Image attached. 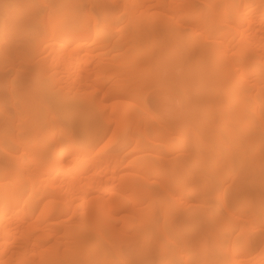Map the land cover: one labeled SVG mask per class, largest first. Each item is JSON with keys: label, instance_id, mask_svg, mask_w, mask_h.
<instances>
[{"label": "bare ground", "instance_id": "1", "mask_svg": "<svg viewBox=\"0 0 264 264\" xmlns=\"http://www.w3.org/2000/svg\"><path fill=\"white\" fill-rule=\"evenodd\" d=\"M263 5L264 0H0V40L32 42L37 57L47 51L53 54L32 63L37 78L47 81L40 90L28 88V77H35L27 71L21 92L0 95L5 131L0 133V159L9 164L7 170L0 168V264H153L154 260L158 264H264V237L257 230L233 234L219 216L206 218L195 233L175 229L177 222H171L162 224L160 235L152 239L125 226L110 237L115 218L125 209L133 212L138 225L152 223L151 215L138 212L151 206L137 210L133 197L157 195L148 186L153 184L166 191L160 184L166 176L157 173V182L143 177L153 170L147 158H161L159 154L141 155L140 162L129 161L133 167L123 172L121 152L127 147H132L130 152L160 147L165 154L187 150L184 157L193 159L201 147L171 148V136L189 125L191 130H180L178 137L209 136L219 124L213 119L222 118L181 113L169 124L168 118L143 111L145 101L164 110L176 96L188 108L201 102L203 94H209L211 102L220 94L225 107L231 97L241 103L243 116L254 105L264 104ZM123 15L130 18L117 34V19ZM6 30H12L10 36L3 33ZM149 36L153 46L136 58L117 62L114 56L104 57L120 41L130 50L146 45ZM97 49L96 55L90 54ZM81 51L88 53L78 57ZM259 58L263 62L254 66ZM142 62L156 83L144 98L143 82L126 78L124 67V63ZM111 68L119 74H107ZM195 76L204 87L191 95L187 88L192 80L197 83ZM80 91L81 97L74 95ZM7 100L22 111L16 124ZM30 115L37 119L27 122ZM251 129L246 140L259 139L257 128ZM12 132L15 136L5 137ZM109 134V144L117 142L116 150L92 155ZM259 144V159L264 162V142ZM178 156L170 161L164 156L175 174L183 171L186 162ZM249 169L246 164L244 176ZM191 178L186 174L185 179ZM138 179H144L143 185ZM172 187L184 190L185 183L173 182ZM236 192L234 199H243L246 190L241 185ZM196 195L190 187L182 198L174 197L162 206L168 209ZM258 197V205L247 204L241 210L254 208L264 225V195ZM201 203L206 207L209 199ZM233 204L223 197L218 202L228 214L240 210ZM206 213H195L194 220L210 217ZM138 239L142 247L134 252L137 257L132 251H120L122 245H135ZM188 242L191 256L184 249Z\"/></svg>", "mask_w": 264, "mask_h": 264}, {"label": "rangeland", "instance_id": "2", "mask_svg": "<svg viewBox=\"0 0 264 264\" xmlns=\"http://www.w3.org/2000/svg\"><path fill=\"white\" fill-rule=\"evenodd\" d=\"M21 1V0H17ZM130 3L131 0H127ZM199 6V4H198ZM201 6V5H200ZM219 9V8H218ZM264 10V5L261 7L260 11ZM119 16V13L116 14V17ZM27 17V16H26ZM130 18L126 15L121 16V18L117 19L118 26L116 27L117 34H119V29L124 26L126 19ZM98 27V25L96 26ZM101 30L106 31V28L102 27ZM115 30V29H114ZM115 31V33H116ZM194 32V31H193ZM3 33L5 35L10 36L12 30H6ZM264 35V34H263ZM115 38H113L112 42H110L109 47L114 43ZM32 42L23 41V40H11L4 39L0 40V73H3V77L0 78V95L3 97H8L10 91L13 92H21L22 83L26 81V72L29 71L31 74L33 73L35 78L27 79V86L31 91L35 89L40 90L45 83L47 82L44 79H39L35 75V68L32 66V63L40 60L43 56L51 57L52 51H47L42 53L40 57L33 54L32 52ZM74 45H71L67 48L65 52H68ZM152 44V37L149 36L146 45L138 46L137 48H132L127 50L126 46L122 41L116 46L113 52H106L104 57H112L114 56L117 59V62H121L125 57L128 58H136L139 53L148 51ZM140 50V51H138ZM100 50H94L90 52L92 55H96ZM105 52V51H103ZM88 53L87 51H81L80 56ZM40 58V59H39ZM138 59V58H137ZM144 58H139L141 61ZM263 62V58H259L254 66H260ZM124 67L128 69L125 77L130 79L135 77L136 81L143 82V98L148 95L151 89L153 90L155 82H152L149 78L145 69V62L132 65L129 63H124ZM107 74L118 75L119 72L115 68H111L107 71ZM102 79H105L103 77ZM195 82L192 80L190 87L187 89L191 95H196L204 86L199 84L198 79L195 76ZM109 85V84H108ZM77 97H81V91L77 94H74ZM99 95V94H98ZM74 96V97H76ZM100 96V95H99ZM217 100L210 101L209 94L201 95V102L191 105V107L183 108V101L181 99H176L174 96H171L172 104L169 108L164 110L156 109L148 100L144 102V110H147L151 115L156 116L160 119L168 118L169 124H173V122L177 119L181 113H187L188 115H200L202 113L206 115H220L221 119H213L214 122L219 123L215 124L214 127L210 130L209 136H202L201 138L190 137H178L177 133L180 130H188L190 131V125L187 128H181L178 130L176 134L171 136L172 144L171 148L177 145H186L188 147H201L200 153L194 156L193 159L184 157L185 151L182 150L177 153H169L165 154L161 151L160 147H156L155 149L144 151V152H130L132 147H127L125 150L121 152V156H124V160L122 161V171H128L133 167L134 164H129V161L135 160L137 162L141 161L140 156L144 154H159L161 158L154 159L153 157H148V165L153 168L151 172L145 173L143 176L148 181H156L154 176H157V173H160L163 176H166V179H163L160 184L165 185L166 191H163L159 188V185L153 184L148 185L150 189H154L157 192V195H149L146 194L141 198L133 197V201L137 202V210L139 207L143 206H151L149 209L138 212H147L149 215L153 217L152 223L143 225H138L136 223V219L132 218L134 216L133 212L128 209L121 212L116 218L114 222V230L110 234V237L116 236L122 226L128 228H135V231L139 235L148 236L150 239L155 238L157 235H160V228L162 224L166 226L171 222H177L175 224V229L178 227L180 231H188L191 233H195L200 223L207 222L206 218L211 217H221L225 223L230 224L229 232L233 234H237L239 232L247 233L250 231H256L257 234L261 237H264V225L263 221L260 217H258V213H256L254 208H246L245 210H241L245 205L251 204L253 206L258 205V201L260 198L258 196L264 195V168L263 163L259 159V155L261 151H258L260 148V141L264 142V104L262 105H254L251 108L249 115L243 116L244 108L241 103L237 102L234 97L229 99L226 107L222 102V95H218ZM76 97V98H77ZM24 103L28 102V100L22 99ZM107 103L109 102L108 100ZM142 99H138L137 103L142 104ZM14 101L7 100V106L9 111L11 112V117H13V122L16 124L18 122V117H22L21 109L15 104L12 106ZM32 104V102H31ZM12 106V107H11ZM172 111L171 114H168V111ZM137 113L141 114L140 111L136 109ZM37 117L30 115L27 122H33ZM3 121L0 120V133L1 135L5 132L4 128H2ZM65 124H62L64 127ZM256 127L257 131H259L258 138L255 140L247 141L246 133L251 131V127ZM2 130V131H1ZM16 133H6V138H11L15 136ZM151 134L148 132L147 137ZM111 135L109 134L104 140H102L99 145L95 148L92 155H98L101 153V150H107V152H111L116 150L117 142L109 144L111 142ZM142 141L145 142V139L142 138ZM161 140H156L155 143H162ZM109 144V145H108ZM108 145V146H107ZM107 148L105 149V147ZM208 147L209 150L206 151L205 148ZM0 155L2 153L0 152ZM17 155H21V150L17 151ZM26 155H29L27 152ZM178 156V158H185L186 162L184 163L183 171L179 174H175L170 169V162H166L164 156H167L168 161ZM163 157V158H162ZM210 163V165H209ZM243 164V166H242ZM250 167L248 173L244 176L243 169L245 166ZM260 165V166H259ZM210 169L203 170V167H209ZM9 164L0 159V168L7 170ZM216 170V172H215ZM186 174L193 176L191 179H185ZM196 177L199 178L196 179ZM143 185L144 179H138ZM113 182V181H112ZM115 182V181H114ZM157 182V181H156ZM173 182H184L185 189H177L172 187ZM116 183V182H115ZM243 186V190H246L243 199L238 198L234 199L237 196V188L239 186ZM193 187L197 191V195L193 198L189 199H181L179 203L170 206L168 209L162 206L164 202L168 204L172 201L174 197L179 196L182 198L187 189ZM181 191V192H180ZM223 192V194H221ZM225 200H233L234 207H237L240 210H236L233 213H226L223 207L218 205V202L222 199ZM131 198V197H130ZM201 199H209V204L206 207H200ZM204 211V213L209 214L208 216L202 218L201 220H194V214L197 212ZM176 212H179L176 214ZM175 213V214H174ZM165 214H171L165 216ZM206 220V221H205ZM171 230L170 228L166 229ZM162 231V230H161ZM130 234V233H129ZM259 236H256L259 237ZM149 239V240H150ZM141 240H137L135 245H125L121 246V252L126 254L129 252H133L132 255L137 257V254L134 252L139 251L138 249L142 247ZM231 246V245H230ZM186 247V254L191 256L193 252H189L187 248L192 247V243L188 242ZM201 254V252H200ZM249 258V257H248ZM125 260V259H124ZM263 260V259H262ZM153 264H158L157 260L152 261ZM252 261L249 263L251 264ZM260 264V263H259Z\"/></svg>", "mask_w": 264, "mask_h": 264}]
</instances>
